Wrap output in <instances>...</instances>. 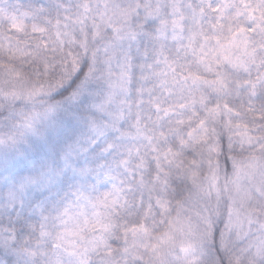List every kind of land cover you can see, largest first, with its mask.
I'll use <instances>...</instances> for the list:
<instances>
[{
	"label": "snow or ice",
	"instance_id": "snow-or-ice-1",
	"mask_svg": "<svg viewBox=\"0 0 264 264\" xmlns=\"http://www.w3.org/2000/svg\"><path fill=\"white\" fill-rule=\"evenodd\" d=\"M0 264H264V0H0Z\"/></svg>",
	"mask_w": 264,
	"mask_h": 264
}]
</instances>
